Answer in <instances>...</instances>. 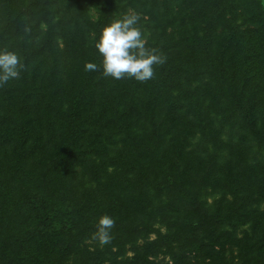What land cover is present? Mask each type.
I'll return each instance as SVG.
<instances>
[{"label":"trees","instance_id":"trees-1","mask_svg":"<svg viewBox=\"0 0 264 264\" xmlns=\"http://www.w3.org/2000/svg\"><path fill=\"white\" fill-rule=\"evenodd\" d=\"M227 1L0 0V50L26 66L0 88V264L264 263V10ZM129 10L167 55L144 83L104 77L95 48Z\"/></svg>","mask_w":264,"mask_h":264},{"label":"clouds","instance_id":"clouds-1","mask_svg":"<svg viewBox=\"0 0 264 264\" xmlns=\"http://www.w3.org/2000/svg\"><path fill=\"white\" fill-rule=\"evenodd\" d=\"M140 14L129 10L121 17L106 24L95 42V48L102 56V74L117 80L134 78L144 83L155 78V66H163L167 62V55L158 48L147 47V40L142 29L138 26ZM22 30L31 34L32 25L28 18H24ZM43 28L44 25H41ZM85 71L100 70L94 62H86ZM26 70L25 64L15 51L0 50V88L10 80L21 78V72ZM97 230L91 239L100 246L111 243V230L115 227V219L107 214L99 218Z\"/></svg>","mask_w":264,"mask_h":264},{"label":"rangeland","instance_id":"rangeland-1","mask_svg":"<svg viewBox=\"0 0 264 264\" xmlns=\"http://www.w3.org/2000/svg\"><path fill=\"white\" fill-rule=\"evenodd\" d=\"M223 1H225V0H223ZM252 1L253 0H228L227 2L229 4H232V3L234 4L233 7L231 8V11L232 10H237V12L241 14L242 12H244V8H243L244 4L245 3L253 4ZM254 1L259 2L260 7L262 8V10H264V0H254ZM228 10H229V8H228ZM90 14H91L92 18L95 19L97 17V15L99 14L98 8H94L93 7L91 9V13ZM238 20H239L238 22L240 23L242 29L244 27H247V26H249L251 28H255L256 26H259V24L261 23L260 19H256L253 22H250L249 20L247 21L244 18H240ZM185 24L186 25L180 29V31L183 33L181 36H185L186 30H188L189 37H190V33H192L191 23H188L186 21ZM176 31L178 32V30H176ZM258 43H260V42L258 41ZM258 52H259V56H258V59H257L258 60V66L252 71L253 75H254L253 80H254L255 84L256 85L259 84V86H260L259 88L264 91V71H262V56H264V55H263V51L261 49H259ZM227 130H228V128H226V131ZM252 156H255L257 159H263V161H264V150L263 149L262 150L261 149H255L253 151V153H252ZM205 197H206L207 202L211 203L213 201V199L215 197H217V195L216 194H213V195L212 194L211 195L210 194H206ZM247 227H248L247 223L245 225H242V226L238 227V236H242L243 233H242L241 230H246ZM226 248H227L226 251L229 254L231 252L229 250L230 247L227 245ZM232 250H233V253H235L236 249H232ZM128 255H131V252H129ZM162 258H164V257H162ZM165 259H167V257Z\"/></svg>","mask_w":264,"mask_h":264}]
</instances>
